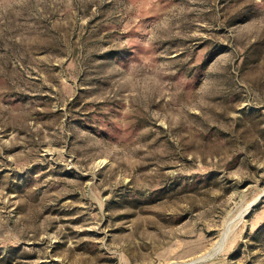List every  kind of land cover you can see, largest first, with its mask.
<instances>
[{
    "label": "rangeland",
    "instance_id": "374dc122",
    "mask_svg": "<svg viewBox=\"0 0 264 264\" xmlns=\"http://www.w3.org/2000/svg\"><path fill=\"white\" fill-rule=\"evenodd\" d=\"M0 264H264V0H0Z\"/></svg>",
    "mask_w": 264,
    "mask_h": 264
}]
</instances>
